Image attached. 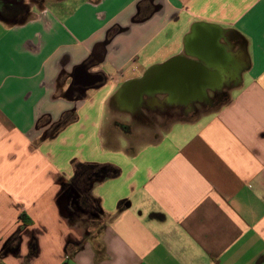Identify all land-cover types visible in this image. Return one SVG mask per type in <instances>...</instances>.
<instances>
[{
	"label": "crops",
	"instance_id": "obj_1",
	"mask_svg": "<svg viewBox=\"0 0 264 264\" xmlns=\"http://www.w3.org/2000/svg\"><path fill=\"white\" fill-rule=\"evenodd\" d=\"M0 264H264V0H0Z\"/></svg>",
	"mask_w": 264,
	"mask_h": 264
},
{
	"label": "rangeland",
	"instance_id": "obj_2",
	"mask_svg": "<svg viewBox=\"0 0 264 264\" xmlns=\"http://www.w3.org/2000/svg\"><path fill=\"white\" fill-rule=\"evenodd\" d=\"M166 120V121H165ZM169 121L165 118H158V117H150L145 118L143 122L140 121V123L134 124L133 130L134 133L131 136H123L121 135V138H125L124 140H131V143L137 142L140 137L142 138H148L150 135L153 134L155 130H160L162 128H165V125L168 124ZM162 123H165L162 124ZM178 128V126L172 127L171 131H175ZM123 141V140H122ZM125 142V141H123Z\"/></svg>",
	"mask_w": 264,
	"mask_h": 264
},
{
	"label": "flooded vegetation",
	"instance_id": "obj_3",
	"mask_svg": "<svg viewBox=\"0 0 264 264\" xmlns=\"http://www.w3.org/2000/svg\"><path fill=\"white\" fill-rule=\"evenodd\" d=\"M7 8H8V7H7ZM166 119H167V121H169V122L172 120L171 118H166ZM165 121H166V120H165ZM169 122H168V123H169ZM162 124L165 125V123H162ZM166 125H167V124H166ZM166 125H165V126H166Z\"/></svg>",
	"mask_w": 264,
	"mask_h": 264
}]
</instances>
